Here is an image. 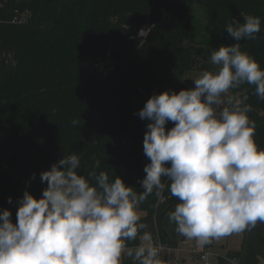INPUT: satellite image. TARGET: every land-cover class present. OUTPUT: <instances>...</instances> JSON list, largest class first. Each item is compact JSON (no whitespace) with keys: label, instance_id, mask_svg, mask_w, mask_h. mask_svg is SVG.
Here are the masks:
<instances>
[{"label":"trees","instance_id":"1","mask_svg":"<svg viewBox=\"0 0 264 264\" xmlns=\"http://www.w3.org/2000/svg\"><path fill=\"white\" fill-rule=\"evenodd\" d=\"M241 13L261 17L257 39L240 45L264 69V0H2L0 211L10 209L15 222L24 191L40 198L47 187L40 173L64 154L80 157L82 175L99 159L97 173L142 191L149 121L137 113L166 91L165 75L190 72L206 46L235 43L225 28L232 18L242 22ZM144 26L151 28L146 38L138 35ZM231 93L248 96L264 149V100L247 84ZM178 202L166 188L140 205L141 222L156 240L176 245L183 238L168 217ZM242 233L241 248L227 250L218 264L264 262V223Z\"/></svg>","mask_w":264,"mask_h":264},{"label":"clouds","instance_id":"2","mask_svg":"<svg viewBox=\"0 0 264 264\" xmlns=\"http://www.w3.org/2000/svg\"><path fill=\"white\" fill-rule=\"evenodd\" d=\"M241 16L242 22L232 18L225 28L236 42L211 53L214 70L192 79L194 88L153 94L137 113L149 121L143 190L117 175L97 173L99 159L82 175L80 157L64 154L40 173L47 184L40 198L24 191L15 222L10 209L0 211V264H122V257L133 264H161L139 208L166 188L179 201L169 220L197 247L264 223V149L255 140L248 96L230 94L247 84L264 100V69L240 45L257 39L262 22L259 16ZM150 31L142 28L138 35L146 38ZM138 238L141 243L129 247Z\"/></svg>","mask_w":264,"mask_h":264},{"label":"rangeland","instance_id":"3","mask_svg":"<svg viewBox=\"0 0 264 264\" xmlns=\"http://www.w3.org/2000/svg\"><path fill=\"white\" fill-rule=\"evenodd\" d=\"M143 28H149V26H144ZM213 50H217L215 46H206L204 48L203 55L199 59L198 64L185 75L181 77H177L174 74L165 75L163 80L165 89L175 90L178 93L181 89L194 88L195 84L192 79L197 77L202 71L214 70V66L210 62V55ZM139 214L142 217L145 215V212L139 208ZM243 237V233L230 234L228 236L220 238L219 240L212 241L211 248L219 255H225L227 250L229 249L241 248ZM262 264H264V262Z\"/></svg>","mask_w":264,"mask_h":264},{"label":"built area","instance_id":"4","mask_svg":"<svg viewBox=\"0 0 264 264\" xmlns=\"http://www.w3.org/2000/svg\"><path fill=\"white\" fill-rule=\"evenodd\" d=\"M152 242L159 249L161 264H218L220 255L211 247H197L195 240L183 237L176 245H170L152 236ZM123 260L124 257L122 264Z\"/></svg>","mask_w":264,"mask_h":264},{"label":"crops","instance_id":"5","mask_svg":"<svg viewBox=\"0 0 264 264\" xmlns=\"http://www.w3.org/2000/svg\"><path fill=\"white\" fill-rule=\"evenodd\" d=\"M214 240H215V239H214ZM214 240H213V241H214Z\"/></svg>","mask_w":264,"mask_h":264}]
</instances>
